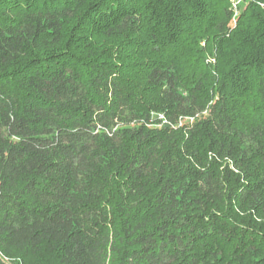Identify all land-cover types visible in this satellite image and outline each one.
Instances as JSON below:
<instances>
[{
  "label": "trees",
  "instance_id": "1",
  "mask_svg": "<svg viewBox=\"0 0 264 264\" xmlns=\"http://www.w3.org/2000/svg\"><path fill=\"white\" fill-rule=\"evenodd\" d=\"M0 264H264V0H0Z\"/></svg>",
  "mask_w": 264,
  "mask_h": 264
}]
</instances>
